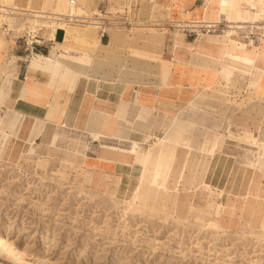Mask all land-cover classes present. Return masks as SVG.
<instances>
[{
    "label": "rangeland",
    "instance_id": "obj_1",
    "mask_svg": "<svg viewBox=\"0 0 264 264\" xmlns=\"http://www.w3.org/2000/svg\"><path fill=\"white\" fill-rule=\"evenodd\" d=\"M5 1L6 6L22 10L0 8V15H4V20L0 22V50L4 38L10 37L18 40L23 50L41 44L36 53L48 54L52 48V42L47 40L51 38V32L42 26L46 23L29 18L28 9L41 4L47 11L67 15L70 0ZM170 1L189 7L196 0ZM202 1L186 13L175 4L180 8V16L172 17L173 4L164 5L160 0H133L132 17L153 25L132 32L110 29L108 33L121 46L118 50L121 53L144 58L160 56L167 34L171 30L173 34L183 32L181 28L184 25H178V21H188L185 26H192L199 20L191 17V12L203 8L206 0ZM234 1V20L247 21V18H242L243 1ZM77 2L75 8H81L83 14H90L97 8L103 12L123 13L130 4L129 0ZM71 12L74 13V9ZM87 25H67L65 30L59 29L55 43L63 45L79 35L96 44L101 37L100 32L97 29L89 32L91 27ZM250 26L244 22V26L237 30L241 39L235 42L241 48H246L241 45L242 40V44H249V40L244 39L251 37ZM192 27L202 32L208 29L207 24ZM224 28H227L226 25ZM252 30L260 41L247 47L252 51H263L264 21ZM223 31L220 37H223ZM109 39L105 35L103 42L108 43ZM77 43L79 46L80 41ZM59 48L57 54L60 55L63 48ZM233 55L237 53L233 52ZM60 57L63 66L74 67V58L63 54ZM120 59L115 67L123 68ZM193 60L199 64L197 72L204 71L213 77L204 90L200 89L192 96L194 102L225 108L264 104V88L252 85L259 80L255 69L251 76L244 73L228 76L224 70L225 58L219 61ZM14 66V62H7V69L0 70V75H3L0 79V264H264V203L243 202L241 197L244 195L233 196L225 191L222 196L216 197L217 201L214 200L211 207L197 208L192 203V175H188L187 182L180 186L177 196L174 192L144 190L145 185L137 188L140 194L135 191L137 185L131 191L118 190L115 180L122 176L121 171L109 167L105 169L107 175H104V170L94 167V147L93 151L90 150L83 141L88 136L84 126L73 128L71 125L51 124L26 127L19 106L15 111L10 110L7 98L13 90L11 76L18 77V66ZM98 68L101 73L110 76L116 70L101 65ZM233 115L234 110L225 111V126L217 127L221 124L222 112L219 115L217 111H210L209 124L216 123L217 126L212 127L208 142H198L194 146L210 149L212 138H218L226 125L232 129ZM79 119L82 117L79 116ZM42 129L43 133L40 132ZM145 129V132L149 130ZM158 135L162 133L158 132ZM91 143L99 146L97 142ZM233 145L237 146L238 142L225 141L220 150L241 155L242 150L234 152L238 148ZM136 177L137 174L133 173L131 179ZM223 184L212 182L208 186L223 187ZM176 202L181 204L177 206ZM201 203L205 204L204 200Z\"/></svg>",
    "mask_w": 264,
    "mask_h": 264
},
{
    "label": "crops",
    "instance_id": "obj_2",
    "mask_svg": "<svg viewBox=\"0 0 264 264\" xmlns=\"http://www.w3.org/2000/svg\"><path fill=\"white\" fill-rule=\"evenodd\" d=\"M160 2L164 5L173 4L171 15L179 17V7L186 13L203 1L196 0L189 7H183L184 3L180 2L172 3L170 0H160ZM175 4L180 6L176 7ZM196 9L191 12L192 16ZM200 20L202 17L197 22ZM187 22H182V25H187ZM210 24L212 25L207 23L208 28L215 27L209 26ZM222 24L223 29L226 24L225 22ZM68 25L84 27L87 24ZM209 30L207 29L208 32L197 30V34L186 32L173 34L171 30L167 34L163 54L153 58L121 53L118 51L121 46L113 41L109 33L108 43H104L100 37V43L96 44L78 35L65 44L58 45L50 36L51 38L47 40L52 42V48L46 55L36 53L41 44L23 50L18 40L5 37L0 50V70L7 69V62L9 64L14 62L15 68L18 66V77L11 76L13 90L7 98V104L12 111L19 106L26 127H46L51 124L62 127L71 125L70 127L73 128L84 126L88 136L83 141L89 145L90 150L93 151L92 146L94 147V167L104 170V175H107L105 169L109 167L121 171L122 176L115 180L118 190L133 189L143 176L144 190L148 188L156 193L174 192L177 196L178 191H181L180 186L187 182L188 175H192L194 178L192 203L196 204L197 208L211 207L214 200L217 201L216 197L222 196L225 191L233 196L244 195L241 197L243 202L253 201L254 204L262 205L264 203V104L250 103L244 108H225V106L213 107L197 102L193 106L185 102L198 86H207L213 79L209 73L197 72L199 64L193 58L213 61L225 58V62H230L244 57L241 59L249 63L248 68L254 66L256 62V58L253 57L256 56L257 49L252 51L247 47L252 46L251 42L244 46L246 48H241L238 43L233 42L234 48L231 53H227L230 40H226L224 35L220 37L222 32L219 29ZM58 35L59 31L56 39ZM244 40L247 41V38ZM78 41H80L79 46L76 45ZM58 46L63 48V52L60 50V55L75 59L74 67L63 66L61 57L57 54L60 49ZM233 52L237 55H233ZM249 53L251 58L248 56ZM228 56L237 58H226ZM28 58H30L29 64ZM118 59L123 62V68L115 67ZM54 61L60 65L54 64ZM100 65L106 69H116L114 75L101 73L98 68ZM238 73L240 72L234 71L228 76ZM1 78H3L2 74ZM259 83L261 81L256 85ZM262 87L264 88V84ZM243 94L245 95V91ZM1 95L2 90L0 97ZM134 98L137 104L132 103ZM138 107L144 108V111L147 109L150 128L135 121L134 116L139 110ZM179 109L182 112L179 118H176L175 113ZM229 109L234 110L232 129L231 126L229 128V125H226V129L222 134L219 133L218 138L216 136L212 138L213 145L210 149L194 146L198 142L202 144L208 142L213 131L212 127L217 126L216 123L209 124V112L217 111L219 115L222 112V121L217 127L222 125L224 128L225 111ZM79 116L82 119H79ZM188 121L195 123L196 127L188 134L182 135V123ZM171 124L176 125L179 134L169 131ZM145 127L149 128L147 132ZM42 131L43 129L40 130L41 133ZM158 132L162 135H158ZM93 134H100L101 138L93 140ZM154 136L168 138V141L158 143L154 140ZM144 138L146 141L142 140ZM90 140L99 143V146H94ZM225 141L238 142L237 146L233 145L238 150L233 151L242 150V154L236 155L230 151L220 150ZM137 144L142 146L141 155L149 150L145 159L143 156L137 159L134 152ZM215 152L232 159L223 187L208 186L206 166ZM133 173L137 174L134 180L131 179ZM216 178L213 183H221L219 174ZM154 181L160 188L157 189L153 184ZM203 200L205 204L201 203Z\"/></svg>",
    "mask_w": 264,
    "mask_h": 264
},
{
    "label": "bare ground",
    "instance_id": "obj_3",
    "mask_svg": "<svg viewBox=\"0 0 264 264\" xmlns=\"http://www.w3.org/2000/svg\"><path fill=\"white\" fill-rule=\"evenodd\" d=\"M241 1H243V4L241 5L242 6V15H243L242 18H244V19L247 18L248 19L247 21L236 22L234 20V10H235V1L234 0H206V2H205L206 5L201 9H196V11H195L196 13L194 12L193 16L191 15V17L199 19L202 17L201 16V13H203L202 11H204L202 20H200L199 22H196L195 24H192V22H191V24H192V26H199L200 24L212 23V25L210 24L209 26L217 27L218 24H220L222 21H224L226 23V27H227V28H224V31H223L224 36H225L226 40L227 39L230 40V45H229V49H228L227 53H231V50L235 46V44H233V42H235L236 39H241L237 35L238 34L237 30L244 26V22H248L249 25H251V27L252 26L255 27L258 25L259 22L264 21V14H263L264 13V0H241ZM5 3H6L5 0H0L1 10H6V11H9L10 9L14 10V11L22 10L20 8L8 7L5 5ZM68 7L70 10L74 9L75 14L81 15L84 13V11L79 7L77 9L75 7L70 8L69 2H68ZM28 11H29V15H30L29 18H32L36 22L46 23V24H42V26L47 27V30L48 29L50 30L51 33L49 35L53 39H56V34L59 31V29L65 30V27H67V25L69 24L64 20L63 16L65 15V13L47 11L44 9V7L41 4L38 7L36 6V8L28 9ZM222 15H223L224 19L221 18ZM3 16H4L3 14L0 15V22L2 20H4ZM182 24H183L182 22L178 21V25L182 26ZM186 24L188 25V23H186ZM87 26L91 27V28H89L90 29L89 32H95L96 29L98 28V26L95 24H88ZM35 29H37V28H35ZM97 42L100 43V39H97ZM242 43H244L243 40L241 42V45H244V46L246 45V44H242ZM252 44H253V42L251 41L250 45H252ZM260 51L259 52L257 51L256 56L253 57V58H256V62L254 64V66L253 65L251 66V68L250 67L248 68V64H249L248 62H246L244 59H241L244 57H239V59H235L233 61L226 62L225 69H224L225 73L227 75H229L232 72L237 71V72L245 73V74L251 76V74L253 73V70L255 69L256 72L259 74V80L257 82L261 81V83H259L258 85L262 86L264 84V50L261 52ZM248 56H250V58H251L250 53L248 54ZM39 57H43V56H39ZM226 58H237V57L228 56ZM45 59L48 60V58H46V57H45ZM247 59L249 60V58H246V60ZM53 63L56 65H60L57 61H54ZM257 82L253 83L252 85L258 87V85H256ZM205 87L206 86H198L197 90L194 91V93L190 96V98L188 100H186L185 102L195 106L194 105L195 102L192 100V98L194 97V95L199 93L200 89H202V88L204 89ZM136 102H137V100L134 98L132 103L137 104ZM147 104H149V103H147ZM135 106H138V105H135ZM138 108H139V110H138L137 114L134 116L135 121L146 124L150 128L151 124L149 123V119H148V115H147V109H145V111H144V108H142V107H138ZM181 112H182L181 109L177 110V112L175 113V117L179 118ZM182 125H183V128L181 129L182 135L188 134L192 129H194L196 127L195 123L189 122V121L182 123ZM169 131L177 133V134L180 133L175 124H171L169 126ZM92 138H93V140H97V139L101 138V135L100 134H93ZM104 138H107V137H104ZM153 138L158 143L165 141V140L168 141V138H159L157 136H154ZM145 139L146 138H144L142 140L146 141ZM141 150H142V146L137 144L134 152H135L136 156L138 157L137 158L138 160H139V156H143V159H145L146 154L149 153V150H148L147 153L145 152L141 155ZM143 159H141V160H143ZM141 160H140V162H141ZM231 160L232 159L227 157L226 155L219 154V153L215 152L212 155V160L206 166V168H207L206 175L208 178V183H212L213 180H216L217 174H219V176L221 178L220 181H221V183H223L225 181V178L227 177L228 171L230 169V161ZM155 183L156 182L154 181L153 184L157 187V189L160 188L159 185L157 183L156 184ZM144 185H145V182H144L143 176H142L139 183L137 184V186L135 188V191H137V194H140L138 192L139 189H137V188H142ZM129 191H131V190H129ZM176 203H177V206H179V204H181L179 202H176Z\"/></svg>",
    "mask_w": 264,
    "mask_h": 264
},
{
    "label": "built area",
    "instance_id": "obj_4",
    "mask_svg": "<svg viewBox=\"0 0 264 264\" xmlns=\"http://www.w3.org/2000/svg\"><path fill=\"white\" fill-rule=\"evenodd\" d=\"M102 1H103L102 3H104L105 1H108V0H102ZM129 1H130V4L129 6L124 8L125 10L123 11V13L118 12V11L113 13V12L106 11V10L103 12L102 9L97 8L95 11L91 12L90 14L78 15V14L72 13L70 10V12L64 16V19L67 23L74 24V25H84V24L97 25L98 31L100 32L102 40L105 37V35L108 36V32L110 29H123L128 32H132L134 29L153 25V23L149 21L139 20L137 18L132 17L131 4L133 0L132 1L129 0ZM69 6L70 8L77 7L78 6L77 0H70ZM222 27H223V24L220 23L218 24L217 27H211L208 29H210L211 31H217L219 29L220 32H222L223 31ZM253 28H254L253 26L252 27L250 26L249 35L251 37L247 36V40H249V42L252 41L253 43L254 42L258 43L260 39L256 34H253L252 32L254 31L252 30ZM181 30L186 33L197 34L198 29H195L192 26H183Z\"/></svg>",
    "mask_w": 264,
    "mask_h": 264
}]
</instances>
